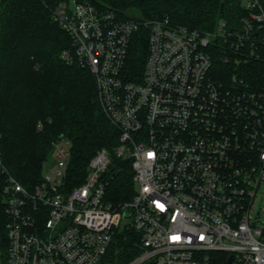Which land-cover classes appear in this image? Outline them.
I'll return each mask as SVG.
<instances>
[{
	"label": "built area",
	"instance_id": "1",
	"mask_svg": "<svg viewBox=\"0 0 264 264\" xmlns=\"http://www.w3.org/2000/svg\"><path fill=\"white\" fill-rule=\"evenodd\" d=\"M1 4V0H0ZM245 15L214 31L100 12L88 0L62 2L52 20L66 31L67 64L88 69L99 104L120 132L116 155L130 160L135 193L106 200V149L71 188V144L52 143V166L33 191L2 161L0 264H100L118 230L133 228L142 252L126 264H264V228L252 219L264 183V0H241ZM148 32L141 79H127L135 35ZM221 50L227 69L214 64ZM38 127L42 129L40 122Z\"/></svg>",
	"mask_w": 264,
	"mask_h": 264
},
{
	"label": "trees",
	"instance_id": "2",
	"mask_svg": "<svg viewBox=\"0 0 264 264\" xmlns=\"http://www.w3.org/2000/svg\"><path fill=\"white\" fill-rule=\"evenodd\" d=\"M72 0H1L0 4V141L2 161L19 184L33 191L43 176L52 143L71 144L69 184L81 185L91 158L102 149L110 155L105 174L106 200L114 208L135 193L130 160L117 157L120 132L104 114L94 76L61 54L71 38L52 20L53 10ZM76 2L83 0H74ZM100 12L150 20L169 17L173 23L214 31L220 20L231 29L245 15L241 0H88ZM148 32L142 29L131 43L127 79H141L148 55ZM214 65L227 69L221 50L213 48ZM251 79L264 75V61L248 64ZM43 127H38L39 123ZM0 176V182L4 179ZM1 184V183H0ZM1 198V196H0ZM0 203V220L5 219ZM140 235L133 228L118 230L100 264H126L141 254Z\"/></svg>",
	"mask_w": 264,
	"mask_h": 264
},
{
	"label": "rangeland",
	"instance_id": "3",
	"mask_svg": "<svg viewBox=\"0 0 264 264\" xmlns=\"http://www.w3.org/2000/svg\"><path fill=\"white\" fill-rule=\"evenodd\" d=\"M53 163H54V158L53 156H50V158L48 159V165L52 166ZM251 215H252V219L256 221L260 227L264 228V183L261 185L260 189L256 194Z\"/></svg>",
	"mask_w": 264,
	"mask_h": 264
},
{
	"label": "water",
	"instance_id": "4",
	"mask_svg": "<svg viewBox=\"0 0 264 264\" xmlns=\"http://www.w3.org/2000/svg\"><path fill=\"white\" fill-rule=\"evenodd\" d=\"M230 262H231V258L229 259V264H230Z\"/></svg>",
	"mask_w": 264,
	"mask_h": 264
}]
</instances>
